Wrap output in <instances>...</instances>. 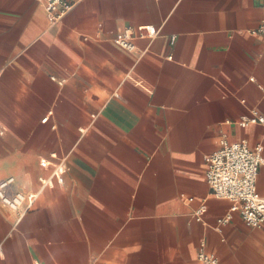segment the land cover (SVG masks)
Here are the masks:
<instances>
[{
    "label": "crops",
    "instance_id": "1",
    "mask_svg": "<svg viewBox=\"0 0 264 264\" xmlns=\"http://www.w3.org/2000/svg\"><path fill=\"white\" fill-rule=\"evenodd\" d=\"M261 22L264 0H75L54 25L43 0H0V179L37 193L21 216L0 205V264H200L201 241L264 264L263 228L220 224L205 163L222 138L264 159V126L238 125L264 116ZM146 25L132 53L112 43Z\"/></svg>",
    "mask_w": 264,
    "mask_h": 264
},
{
    "label": "built area",
    "instance_id": "2",
    "mask_svg": "<svg viewBox=\"0 0 264 264\" xmlns=\"http://www.w3.org/2000/svg\"><path fill=\"white\" fill-rule=\"evenodd\" d=\"M46 7V15L51 24L59 23L74 7L75 0H43ZM158 34L153 25L138 27L136 34L130 29L117 35L112 43L119 49L132 53L134 51L133 40L135 37L153 40ZM251 35L264 36V22L250 31ZM175 40L172 37L171 42ZM264 93V88H261ZM44 119L43 121H45ZM259 124L264 126V116L253 113L251 117H242L238 123L240 127ZM54 159L56 157H53ZM44 160V159H43ZM40 161L42 168L52 167L51 177L40 178L41 188L51 186L54 182H63V160L46 163ZM207 165L206 181L212 194L218 199L231 202L226 215L220 220V224L227 223L234 213L238 214L243 223L249 228L264 229V196L256 190V180L260 167H264L262 146L250 147L245 141H228L222 138L219 148L205 158ZM37 198V193H24L14 187L12 177L0 179V205L21 216L28 211ZM204 207H200L194 217L201 221ZM205 243L200 242L197 259L200 264H218L217 258L204 250ZM2 248L0 247V254Z\"/></svg>",
    "mask_w": 264,
    "mask_h": 264
},
{
    "label": "bare ground",
    "instance_id": "3",
    "mask_svg": "<svg viewBox=\"0 0 264 264\" xmlns=\"http://www.w3.org/2000/svg\"><path fill=\"white\" fill-rule=\"evenodd\" d=\"M44 163H46L45 161H43Z\"/></svg>",
    "mask_w": 264,
    "mask_h": 264
}]
</instances>
